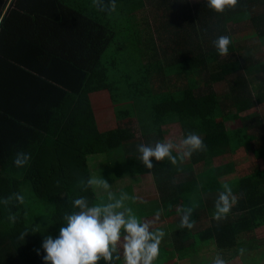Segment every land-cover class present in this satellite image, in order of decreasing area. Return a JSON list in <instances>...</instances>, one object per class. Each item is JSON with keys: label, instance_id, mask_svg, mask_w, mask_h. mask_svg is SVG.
<instances>
[{"label": "trees", "instance_id": "obj_1", "mask_svg": "<svg viewBox=\"0 0 264 264\" xmlns=\"http://www.w3.org/2000/svg\"><path fill=\"white\" fill-rule=\"evenodd\" d=\"M55 3L54 12L45 14L34 5L21 12L19 0H0V92L3 86L18 89V77L12 84L4 80L9 50L12 63L29 62L33 69L39 63L43 68L36 72L68 84L51 101L31 94L21 100L19 114L29 123L24 144L20 133H7L0 115V264H44L41 216L49 215L53 233L73 210L71 200L83 196L95 204L94 186L80 184L92 178L90 157L119 148L124 176L151 172L158 192L149 201L128 199L125 207L142 221H153L157 210L166 216L153 224L164 231L153 264H211L217 254L226 264L248 255L250 262L264 259V242L255 238L264 227V162L245 175H236L231 161L215 165L241 149L264 161V117L244 114L264 105V93L254 90L264 72L246 76L262 63L253 51L264 53V0H237L219 13L205 0H116L115 11L101 10L92 0ZM125 23L133 37L125 33L116 42L114 25ZM220 35L230 37L226 55L213 43ZM13 101L19 96L0 101L4 118L12 116ZM105 102L114 107L109 121L97 113ZM174 127L182 138L195 132L206 147L176 164L153 158V168H145L137 145L164 141ZM17 152L30 157L21 167L13 164ZM225 184L237 203L214 219ZM121 190L120 195L129 192ZM40 203L46 209L37 219L30 210ZM189 207L192 227L179 228L178 210ZM171 216L176 224L164 226ZM209 247L216 252L204 260L201 252Z\"/></svg>", "mask_w": 264, "mask_h": 264}, {"label": "clouds", "instance_id": "obj_2", "mask_svg": "<svg viewBox=\"0 0 264 264\" xmlns=\"http://www.w3.org/2000/svg\"><path fill=\"white\" fill-rule=\"evenodd\" d=\"M93 4L101 10L115 11L116 0H92ZM207 6L214 12H223L226 7L234 6L237 0H205ZM230 37L220 35L214 41V46L219 55L228 53ZM206 146L200 136L195 132L186 134L180 144L173 141L154 144H139L137 151L139 160L147 169L153 168V161H162L165 158L176 164L179 159L190 157L194 151L202 150ZM174 148L181 149L176 156L172 154ZM29 154L17 152L13 164L17 167L25 165ZM83 188L96 186L107 190L110 185L99 177H92L80 181ZM108 202L90 205L87 199L79 196L71 200L73 209L63 216L58 234L48 235L41 242L44 255V264H153L159 255V246L164 236V231L153 228V221H142L137 218L132 209L124 206L129 197L122 193L119 198L108 192ZM237 203L236 196L231 188L225 184L215 201L214 219L224 218L232 206ZM179 228H191L190 220L192 208L179 209ZM160 212L156 211L155 217L159 218ZM14 219V217H10ZM24 238L25 233L21 234ZM39 254V249L36 250ZM242 255L244 248L238 249ZM211 264H226L225 259L217 254Z\"/></svg>", "mask_w": 264, "mask_h": 264}, {"label": "rangeland", "instance_id": "obj_3", "mask_svg": "<svg viewBox=\"0 0 264 264\" xmlns=\"http://www.w3.org/2000/svg\"><path fill=\"white\" fill-rule=\"evenodd\" d=\"M114 26L116 29V37H117L116 42H119V40H122L121 37L122 35H125V33H128L130 38L133 37V34L130 31V29L132 28V25H127V23H125V24H122L121 26L116 27V24ZM154 33H155V36L159 38L158 33L155 31L153 32V34ZM253 54L259 57L262 63L261 65H258L256 69H251L253 71H247L246 72L247 77H253L254 75H256L257 72H264V53L259 50V51H253ZM102 60L104 61L106 60V55L105 56L103 55ZM258 86H261V87L259 88ZM218 87L219 86H217V88ZM155 89H157V87ZM254 90H255V93H260V94L264 93V82H258ZM105 103H108V102H105ZM97 113H98V116L103 117V120L105 121L112 120V118L114 117L113 104L108 103V106L106 108L102 109L101 111H98ZM244 114L248 118H253V117H256L257 115L264 117V105H258L257 107H255V109L247 111ZM137 136L140 137L139 132H137ZM181 140H182V137H181V133L179 132V127L177 128L174 127V129H171V132L169 133V135L166 137L164 141L163 140H158V141L160 142L173 141L175 144H180ZM122 151L123 150L119 148V149L106 152V153H98L90 157L92 177L101 176L110 185L109 189L107 190L94 186V189H95V192L98 198L95 204H102V203L108 202V199H107L108 192H111L114 196H117V198L120 197L121 195L118 193L122 192L123 190L121 189L122 188L125 189V187L129 188V192L125 191V193H127L129 197L131 196V197L136 198L135 200L130 199V204L131 202L133 203L134 201H137V202L138 201L141 202L142 200L149 201V200H152L154 197L158 196V192L154 184V177L151 172L147 174H143V176L140 175L139 178L135 176L134 177L124 176L126 167L124 164L125 155L121 153ZM150 159H153V158H150ZM229 161L233 163L236 175L237 174H240V175L248 174L251 172V170L258 167L253 156H251V154H249L247 151L244 152V150L243 152L242 151L237 152L235 155H226V156L220 157V160L217 159V163L215 165L224 164ZM121 182H124V183H121ZM127 203H128V199L124 201V206H126ZM45 207H46V203H40L39 205L38 204L32 205L31 206L32 209L30 210V213L34 216L37 215L36 218L37 217L40 218L39 213H41L43 208L46 209ZM34 216H32L31 218H33ZM48 216L49 215L41 216L42 222H44V226H39L40 228L39 235L43 236L42 240L45 238L44 237L45 235L55 236L58 234V231H59L57 230L51 233L52 230L50 228V222L48 219H46ZM163 217H166V216L160 212L159 218H163ZM176 217L177 216H171L169 218L168 217L165 218L164 226L167 227L170 224V227H172V225H175ZM151 220H157L155 217V213L151 214ZM256 232H257V235L255 238L262 240V242H264V229L259 228ZM257 243H260V242H257ZM196 252L197 250L192 251L193 254H196ZM215 252L216 251L213 247H209L208 249L206 248L204 251L202 250L201 256L203 257L204 260H210L214 256ZM240 261H242V264H264V259L258 260L257 263H255L254 261L250 262L251 259L249 255L245 256L244 259H241V260L239 259V261H237L236 259L233 261H229L227 264H241Z\"/></svg>", "mask_w": 264, "mask_h": 264}, {"label": "crops", "instance_id": "obj_4", "mask_svg": "<svg viewBox=\"0 0 264 264\" xmlns=\"http://www.w3.org/2000/svg\"><path fill=\"white\" fill-rule=\"evenodd\" d=\"M56 0H51V2L49 0H19V8L22 11H29V9L34 5L36 6V8H38L37 10L40 13H45L48 14L50 12H54L55 10V5H56ZM38 3V6H37ZM54 8V10H53ZM25 47V46H24ZM13 50V49H12ZM27 52L28 48L26 49ZM8 54L11 56L10 60H12V55L13 52H11V50L8 51ZM14 55V54H13ZM26 56V55H25ZM23 57L25 60H27L26 57ZM20 59H22V57H20ZM23 59V60H24ZM10 63L7 64V69L5 70V75H4V80L5 83L7 81H9L10 84H12V82L14 83V78L13 77H18V83L16 86H18V89L12 88L9 89V87L3 86L1 88L0 92V101L8 99V97L13 94V95H18L20 98V101L12 102V116L9 115H5L6 118L3 117L2 112L0 111V115H1V120L5 122V127L9 130V132H7L8 134H12V132H17L20 133V138H24V141L22 142L23 144L25 143V137L21 136L22 133L25 130V127H27L29 125V123L26 122V119L22 116V114H19L20 111H23L19 108V105H22L21 100L24 102H27V100H25V98L27 97V95L31 94L33 95V99H40L41 102H44V100L46 101H51L52 98L54 97V93H58L61 90L62 86H66L68 85L67 82H59V81H54L53 78H46L45 76H43L42 74L38 73L35 71V69L37 67H41L43 68L39 63H34V69L29 66V62H20V63H12V61H10ZM47 68V67H45ZM56 70V68H55ZM34 78V80H33ZM32 79V80H31ZM8 86V85H7ZM3 89V90H2ZM4 96V99H2V97ZM29 102V101H28ZM35 105V103H33ZM37 105V104H36ZM10 135H8L9 137ZM21 142V141H20ZM21 143V145H22ZM15 145V144H14ZM11 145V146H14ZM246 152V149H241L239 151ZM238 151V152H239ZM251 154V153H249ZM253 156V155H251ZM254 158V157H253ZM255 159V158H254ZM257 166H261L263 164V160H257L255 159ZM262 229H264V227H262ZM170 257V256H169Z\"/></svg>", "mask_w": 264, "mask_h": 264}]
</instances>
